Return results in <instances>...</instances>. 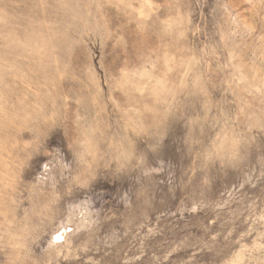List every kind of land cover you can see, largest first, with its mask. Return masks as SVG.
<instances>
[{
  "label": "rangeland",
  "instance_id": "rangeland-1",
  "mask_svg": "<svg viewBox=\"0 0 264 264\" xmlns=\"http://www.w3.org/2000/svg\"><path fill=\"white\" fill-rule=\"evenodd\" d=\"M0 103V264H264V0H0Z\"/></svg>",
  "mask_w": 264,
  "mask_h": 264
},
{
  "label": "bare ground",
  "instance_id": "bare-ground-1",
  "mask_svg": "<svg viewBox=\"0 0 264 264\" xmlns=\"http://www.w3.org/2000/svg\"><path fill=\"white\" fill-rule=\"evenodd\" d=\"M36 42H38V41H36ZM37 45V44H36ZM45 45V44H44ZM48 49V48H47ZM49 66H50V64H49ZM32 69V68H31ZM44 71V70H43ZM32 73V72H31ZM42 74V73H41ZM47 79V78H46ZM48 80V79H47ZM3 99V98H2ZM15 101V100H14ZM1 102H2V100H1ZM20 102V101H19ZM19 102H15V103H19ZM6 103V102H5ZM1 104V103H0ZM22 104V103H21ZM19 105V104H18ZM8 106H10V105H8ZM0 107H1V105H0ZM16 107V106H15ZM2 108H3V106H2ZM3 110V109H2ZM1 110V111H2ZM17 121V120H16ZM15 124V123H14ZM14 126V125H13ZM0 128H1V126H0ZM13 128V127H12ZM2 131V130H1ZM1 139V138H0ZM7 139V138H6Z\"/></svg>",
  "mask_w": 264,
  "mask_h": 264
}]
</instances>
